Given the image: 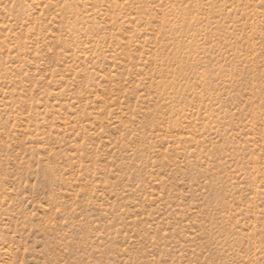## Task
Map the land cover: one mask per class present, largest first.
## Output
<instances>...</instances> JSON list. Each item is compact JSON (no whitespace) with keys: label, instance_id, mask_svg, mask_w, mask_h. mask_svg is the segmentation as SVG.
<instances>
[{"label":"rangeland","instance_id":"1","mask_svg":"<svg viewBox=\"0 0 264 264\" xmlns=\"http://www.w3.org/2000/svg\"><path fill=\"white\" fill-rule=\"evenodd\" d=\"M0 264H264V0H0Z\"/></svg>","mask_w":264,"mask_h":264}]
</instances>
